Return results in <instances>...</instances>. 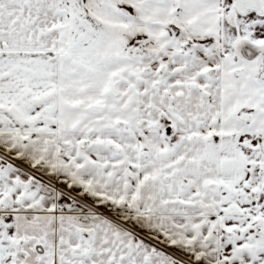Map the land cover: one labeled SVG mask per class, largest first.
I'll return each mask as SVG.
<instances>
[{"label":"snow or ice","instance_id":"obj_1","mask_svg":"<svg viewBox=\"0 0 264 264\" xmlns=\"http://www.w3.org/2000/svg\"><path fill=\"white\" fill-rule=\"evenodd\" d=\"M0 264H264V0H0Z\"/></svg>","mask_w":264,"mask_h":264}]
</instances>
